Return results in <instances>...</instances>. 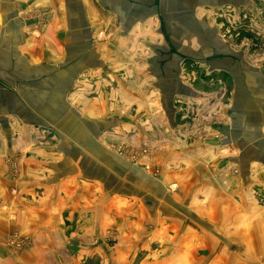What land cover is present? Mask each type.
I'll return each instance as SVG.
<instances>
[{
  "label": "crops",
  "instance_id": "crops-1",
  "mask_svg": "<svg viewBox=\"0 0 264 264\" xmlns=\"http://www.w3.org/2000/svg\"><path fill=\"white\" fill-rule=\"evenodd\" d=\"M257 2L264 0H0V227L10 228L13 213H35L37 223H45L47 212H53L52 223H67V243L82 244L76 253L73 245L66 247L67 256L78 254L86 264L92 254L113 259L112 264H136L139 255L148 253L140 264H176V256L160 255L173 246L159 244L161 250L155 251L159 246L148 242L168 236V230L174 236L176 228L174 219L172 228H156L166 220L155 212L156 198H162V207L169 204L166 188L174 184L181 186L174 199L184 202L185 180L197 185L196 170L207 185L214 177L205 170L247 166L250 150L264 166V61L255 64L254 51H238L221 35L228 37L223 27L230 13L246 10L262 17ZM258 22L254 25L264 38V19ZM117 77L140 78L139 96L155 83L139 108L142 117L154 114L167 133L160 156L161 169L168 173L156 179L109 150L132 125L110 112L118 95L128 102V87L114 86ZM211 86L214 92L207 89ZM211 98L222 99L225 122L217 128L213 123L214 131L212 123L202 124L215 111ZM186 101L199 108V126L191 121L184 126L192 113L182 107ZM202 127L204 137L196 133ZM186 128L198 136L195 149L177 137L185 138ZM112 133L115 138L109 137ZM237 149L240 153L226 164L218 159L219 152ZM9 160L17 163V179L9 175ZM219 187L216 182L212 190L219 193ZM50 199L51 207L43 208ZM98 210L111 211L113 232L119 234L107 237L114 244L111 252L92 253L87 247L101 232L92 235ZM102 220L106 228L107 215ZM60 230L55 228L57 237ZM5 237L0 235V264H11L19 256L2 244ZM190 246L182 244L185 252ZM193 256L185 260L201 263Z\"/></svg>",
  "mask_w": 264,
  "mask_h": 264
},
{
  "label": "rangeland",
  "instance_id": "rangeland-1",
  "mask_svg": "<svg viewBox=\"0 0 264 264\" xmlns=\"http://www.w3.org/2000/svg\"><path fill=\"white\" fill-rule=\"evenodd\" d=\"M257 9H259L262 17H260L258 13L257 17L253 18L246 10L241 14L239 13L240 15L234 13L227 15L225 19L228 24L224 25L223 30L227 33L226 36L228 37H225L223 33H221V35H223V38L231 41L232 44L235 43L238 51L246 49L252 52L254 51L253 53L256 59V63H254L258 65L260 62L261 65H263L264 38L260 35L261 33L259 31L261 29L257 24L260 19H264V3L257 2ZM221 16L224 17L223 14ZM254 22L258 23L254 25ZM236 23L240 24L236 26ZM117 78L114 84L116 89L120 83L128 87V89L126 88L128 102H126L125 97L123 98V94L117 97L113 95L115 97L113 98L114 110L110 112L122 117L124 115L123 121H130L132 125L125 126L122 130L123 134L119 135L116 140L117 143L115 141L109 150L112 151L114 155L124 158V161L127 162L126 165L131 164L144 171L151 172V174L147 175L148 178H155L159 175L163 176L168 172H164L163 169H161L162 158L160 154L163 148H166L167 142L164 140L161 141V137L166 136L167 133L163 132V129L161 130L156 117H153L154 114L147 119L146 117H142L143 114L140 112L139 108L140 99L142 97H149L151 90H153L152 85H155V83L151 82L149 89L147 88V90L142 91L139 96L136 93L138 90L136 85L140 78ZM224 82L225 81H223V84ZM216 86H211L212 88L207 89L210 90L209 92H214L213 90H216ZM130 97L133 99L132 104L129 102ZM214 99L211 98L209 105L214 106L215 111H206L205 114L208 112L209 115L207 117L205 116V120L202 122V124L204 123L206 125L208 122L212 123L210 124V126H212L209 127L211 131H214L213 123H215L216 128L217 126L223 127L222 125L225 123L221 113L222 106H220L222 99H216L215 102ZM228 99L229 97L223 99L222 103H226ZM136 102L137 104H135ZM182 107L185 111L192 109L190 116L186 117L189 122H185L186 119L183 120L185 122L184 126L186 123L191 122L199 126L197 122L202 121V114L199 115L198 112L199 108L187 101ZM153 111L154 110H152V112ZM217 113H219L220 116H218ZM129 117L133 118L130 119ZM191 129L192 128L185 129V138H182L179 134H177V137L186 145L188 144L189 147H194V143L192 142H197L198 139L196 137L203 136L202 134L207 129L205 130L204 127L199 129V132H196L198 136H195L196 134L193 135ZM170 132H174V136L176 137L175 131L170 130ZM109 137L115 138V133L110 134ZM168 142H171V140ZM182 149L185 150V148ZM192 149H195V147ZM250 152L251 156L245 162L247 166L242 167L238 165L232 166V168L220 166L218 170H205L203 173L209 171V176L211 172L215 179H213L212 183L208 181L207 185H202L200 182V170H196L197 178H199L198 184L196 185L194 182L190 184L189 178L185 180L188 185L187 187L186 185L184 186V189H187V199L186 197L184 198L183 195L184 202L180 203L174 199V197L178 196L181 189V186H175L174 184L166 188L167 193L165 198L168 201L166 203L169 204L162 207V198H156L159 205L155 212L157 211V213L162 216L163 220L166 219L163 224H160L158 221L156 228H172V225H174L172 224L173 219L176 221L180 219L182 221H174L176 225V228H174V236L171 235L172 231L168 230V236L157 238L156 243L148 241L150 245L159 246L155 251L161 250V245L159 244L173 246L171 251L165 253L161 252L160 255L176 256L174 258L177 260L176 264H195L190 263L191 260L189 262L185 260L189 258L190 253L194 254L193 257H196L195 260L201 262L199 264H264V166L258 163L259 160L256 158L257 154L256 156L254 155L256 151L250 150ZM239 153L240 151H238V149L233 153L222 151L221 153L219 152L220 156L218 159L221 157L222 163L226 164L228 158L233 159V157ZM243 153L248 155V152ZM158 155L159 157H157ZM155 159L156 161L153 163ZM10 162L13 163V168L10 170L9 175L12 174V176L17 179L16 177L19 175L17 163H15V160ZM220 163L221 162H219V164ZM178 173L179 172H176V174ZM209 176L208 178H210ZM174 182H179V179H174ZM216 182L220 184L219 193L212 190V188H216ZM203 186L208 187L204 188ZM91 187L93 188L94 186L91 185ZM94 194L95 190L93 189V200L95 198ZM108 198L109 200L112 199L111 196H108ZM177 198L179 199V197ZM111 202L112 204L110 201L108 202L109 207L113 206L115 203L113 199ZM170 206H172L174 210H172ZM50 207L51 199L49 204H45L43 208L49 209ZM4 210L6 211V209ZM110 212L107 211L105 213L98 210L96 213L97 217L93 220L94 223H92V235L94 231L97 232V229L100 228L101 232L95 238L93 237L92 243L87 245L92 253L111 252V246H114V244L110 245L107 243V237L119 235L113 232L116 227L115 223H111L114 219H109L111 215ZM47 214L49 216L44 217V219L47 220L45 223H43L42 220L37 223L35 213H13V223H10V228L7 226L5 229L0 227V235H6L2 244L13 249L15 255L19 256L12 258L13 261H11V264H83V262L87 261L86 258L80 259L78 254H73L75 257L74 260L72 255H65L64 249L66 247L73 245L72 252L76 253L79 251L76 247H81L82 244L78 243V240H76V243L72 241L71 243H67L69 236L66 226L67 223H52V215H54V213L52 212L49 214L47 212ZM105 215L108 217V221H105L107 222L106 228L105 223H99L103 221L102 219ZM66 218L65 215L64 219ZM117 225H119V223ZM55 228L61 229L59 231L60 237L54 234ZM156 228L152 229L153 234H155ZM185 232H190L189 236ZM170 235L173 237H170ZM143 241L147 242V240ZM185 243L191 245V250L185 252L182 247V244ZM214 246H216V248H214ZM208 247L209 249H207ZM43 252H46L44 260L41 259L44 254ZM57 254H59V256H57ZM148 256V253L139 255L140 259L136 260V264H140L144 261L143 258ZM205 256L206 259H204ZM34 257L36 258L35 260ZM112 261L113 259L101 258L97 254H92L89 264H101L102 262L112 264ZM84 264H86V262Z\"/></svg>",
  "mask_w": 264,
  "mask_h": 264
}]
</instances>
